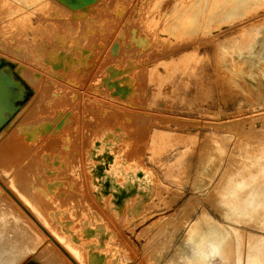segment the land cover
Returning <instances> with one entry per match:
<instances>
[{"label":"rangeland","instance_id":"rangeland-1","mask_svg":"<svg viewBox=\"0 0 264 264\" xmlns=\"http://www.w3.org/2000/svg\"><path fill=\"white\" fill-rule=\"evenodd\" d=\"M64 1L70 2V3L74 2L75 4H78V2L79 4H81V1L83 2V0L81 1L64 0ZM91 1H94V0H91ZM130 1H129V5H127L128 0H120V2L119 0H107L106 2L105 0H98V2L95 0L94 1L96 2L95 4L94 2L89 3V5L90 4L94 5V7L90 6L91 8L90 10H94V11L90 12L89 10V14L91 16L95 15V17L92 16L93 20L94 19L102 20L103 18H105L106 21L108 19L107 23H109L110 21L111 23H116L117 25L115 24V26H118L115 30H112L115 27L111 29L109 27L110 25H106L107 26L106 28H109L111 33L109 31H106V33L109 36L108 38L105 37L106 40L103 42V45L107 44L106 46L104 45L105 47L104 50L108 52L109 58L113 59V56H111V53H110V49H111L110 47H112V42L114 41L113 45L118 43L117 49L119 53L122 50L121 48H123L122 51H124L125 49L124 52L126 53L123 57L124 58L126 57V60L131 59L130 60L131 62L129 63L128 67H126L127 69L125 67L124 69L118 63H116V61L115 62L112 61V63L108 62L105 65L106 67L107 65H109L108 67L110 69H108L107 67L106 69L108 70H106L105 67H103V71L108 72L109 70L112 69V67L114 68L115 66V69L118 68L117 70L119 69L121 70L123 68L124 70L122 69L121 71L123 72L128 71L129 74H130V71L133 74L136 73V75L140 73L138 74L139 76L137 75L138 77L136 76L138 80L134 78L133 79L134 81H132L130 85L132 88L135 86L137 87V88L136 87L133 88V90L134 89L138 90L136 91V94L138 96L136 94L133 95L134 93H132V91L131 93H129L131 88L130 89L128 88V92H127L128 94L125 93L124 90L126 87L124 88L125 85L123 86L125 82L123 84L121 83L118 86V89L122 88L124 92L120 94H124L122 95V97L126 95L125 96L126 99L125 98L119 99L117 96H120V94L117 95L118 93L116 94L117 96L113 94V92L117 88H113V87H112L113 89L108 88L109 90L107 91H110V93L107 91H104V94L107 93L105 102L108 103L107 105L109 108L111 107L110 109L109 108H106V109L107 111L112 110L111 112L110 111L107 112L105 109L106 115L104 116L105 117L107 115L109 116L108 123L111 126L114 125V123L115 124L122 123L124 121L123 117L125 116L127 117L129 113L131 114V112H132L131 114L132 116H137V117L138 115L141 116V117L139 116V118L136 120L135 126H131L130 124L131 121H127L126 123L127 126L129 125L131 126L130 128L131 130H129L130 131L129 136H130V140L132 141V146H130V150L128 152L127 158L129 160L136 159L143 166L145 165V167L152 170L157 177L156 178L157 187L155 188L153 198L148 204H146L144 208V212L147 214V216L145 217L143 221H140L139 223L135 224L131 228L124 229L125 225L122 223L121 220L116 221L111 214H109L108 212H102L98 208V206L94 203L89 193V190L87 189L88 187L87 181H89V178H87L85 181L84 180L85 178H83L81 175L80 177L75 176L74 178H70L68 177V175H66L65 176L66 178L64 179L62 178L64 184H66L68 188H66L65 186V189L61 191V193H63L64 196L60 199H62V202L66 204V207L69 206L70 204L74 205L77 213H79L80 211H84L87 205L93 209L98 208L97 210L100 214L102 213L101 216L103 220L107 223V226L111 228L112 230H114L115 234L117 235V238L112 239L114 242L113 247L119 249V252L116 258L117 259H121L122 257L127 258L126 261H123L118 264H189V263L190 264H233L234 260L231 259L233 258V255L228 254V253L224 254V252H221L220 249L218 248L216 249L214 253L211 252L212 250L211 251L208 250L209 249L208 244H210V242L203 240V239L206 235L205 232L210 227V225L212 226L217 225L218 227L217 232H219V236L221 235V233H225L226 235L231 234L232 236L236 235V232L231 230L232 228L226 227V226L220 227L218 226V224L219 225L220 224L222 225L232 224L234 227H237L238 229L247 233L248 235L257 234V235L264 236L263 226L256 227L252 225L250 226V225L236 224L234 222H230L229 219L226 217H228L229 215L232 216V214L230 213L228 214L229 209H228V206L225 204V198H224L226 196V198L232 199L233 201H235L238 198L240 199V195L241 197H245L248 195V193H251L253 191V189L250 188V186L249 187L247 186L248 182H250V179L252 177H241L238 174L239 167L242 166L241 164L246 165V167L247 166L250 167L252 165V167L250 168V172L251 170H254L257 175L258 173L259 174L261 173L262 175L260 174V177L264 178V175H263L264 174V120L263 118L264 117L262 116L264 115V63H263L264 62V10H263L264 0L263 1L262 0H253V1L252 0H213V1L211 0H190V2H187L189 0L187 1H184V0H176V1L175 0H153V1L152 0L150 1L149 0H139L141 2H139L138 0H134V1L130 0ZM207 1L209 2L207 3ZM21 2L23 1L22 0L21 1L20 0H0V62L3 63V67L0 69V75H2V77L9 79L13 83H15V85H17V82L14 80L12 76V71L10 67L8 66V63H12L14 65L16 64L17 72L15 73L17 77L20 80H22L25 86H27L31 90L32 93L30 94V96L26 95L24 100L20 103L19 111L16 114L19 117V119L18 117H16L12 120L13 123H11L9 126L10 129L8 130V135L4 134V136L2 137V140L7 138L12 132V130H14V128L18 127L19 125H22L20 128L22 129L23 132H25L26 130L23 128V124L25 122L32 124V121L36 120L35 116L33 115L35 114L33 113V110L28 111L30 110L29 108H31L32 105H30L28 110L25 111V114L22 113L21 115V112L22 110H24L26 105H28L29 103L32 104L35 101V97H37V94L41 93L39 92L41 90V89L39 90V88L41 87L37 88L32 85V79H31L32 75L36 72L35 73L37 75L36 81L38 79L39 80L38 82H41L42 78L45 77L44 80H46L48 76L51 77V75L47 74L49 72L50 74H52V72L55 73L53 75L55 76V78L56 77L58 78V76H60L62 73V72L58 73L57 71V70L60 71L59 65H62V67H64V68H61V70L65 72L64 70L65 66H63L64 64H61V63H64V62L71 63L70 67L72 68L77 65L74 62H72V61H75V59L73 60L72 55H71L72 56L71 62L65 61L66 59H63L66 55H69L68 54L69 52L72 53V49H70L71 46L70 48L69 47L64 48L62 46L64 49L61 47L55 50L57 55L58 53H60V55H62L63 57L58 55L59 57H61V60H59V63H58L59 69L58 67H56V69L54 68L52 69V67L50 66L52 70L49 67L44 68V66L39 65L42 69L43 68L45 69V70L44 69L40 70V67L38 65L30 64V61H28L29 59L26 60L25 57H23L24 55L21 53V51L16 49L20 52L19 53L16 50H13L15 49V46L14 47L12 46L13 41H11L10 38H13L14 36L13 35L10 36V31L6 24V20L14 15L16 8ZM39 2L40 1H35V4L38 5L35 7L36 9L40 8L41 4H39ZM149 2H151V4ZM200 3H201V6L199 5ZM186 4L188 5L187 8L185 7ZM21 5L23 4L21 3ZM145 5H147L148 7ZM167 5H169V7L170 6L176 7V9L182 8L183 6L186 8V9L184 8L186 10V17L184 16L185 17L184 27H185V31L187 35L186 38L188 37V39L182 40L183 39L182 37L173 36V35L167 37L165 36L164 32H161L160 29L162 28L159 23L162 20V18L165 17V18L170 19V17L173 16V12L172 13L164 12L165 7ZM256 5H260V6H258V8L256 9L257 7ZM97 7H100V8H97ZM140 7L142 8V10ZM207 7L208 9L205 11V8ZM124 8H125V11H124ZM157 8L160 10H158ZM135 9L137 10L134 11ZM210 9H212L213 11ZM245 9H248V10H245ZM129 10H131L132 12ZM153 10L155 11L157 10L156 11L157 13L155 11L153 12ZM99 11H102L103 13L102 12L100 13ZM141 11H142V14L143 12L144 14L145 13H148V14H145L143 17V15L141 14ZM198 11H200L201 13ZM138 12L139 14H137ZM150 13L151 15L154 14V17L151 18ZM126 14L128 16H126ZM202 14L204 15V17ZM148 15L149 17H147ZM191 15L193 19L190 17ZM138 16L141 17V19ZM196 16L198 17L197 20L199 21L196 20L197 18ZM132 17H135L137 21L138 19L139 21H142L141 24L140 22L135 21V18H132ZM129 18L131 19L129 20ZM155 18L156 20H154ZM202 18L206 22L203 21ZM191 20L192 21L194 20V21L192 22ZM234 20H237V21H234ZM131 21L132 22L135 21V22L132 23ZM202 21L203 23H201ZM143 23L145 24L144 26L142 25ZM199 23L200 25H198ZM133 24L135 25V27H132L134 26ZM139 25L144 27L143 29L145 30H143L142 27ZM150 25H153V26H150ZM202 25L204 26V29ZM150 27L153 31L152 30L150 31ZM231 27H234V28H231ZM139 29L141 31H139ZM113 31H114V34H113ZM115 32L116 33L118 32L117 35L119 38L116 36ZM126 32H128L127 35H125ZM140 32H142L143 35H140L139 34ZM148 32L150 33L148 34ZM151 33H153V35L150 36ZM197 33H199V35ZM114 35L116 37H114ZM121 35L122 36L124 35L125 37L124 36L122 37ZM133 35L134 37H132ZM126 36L127 37L129 36L128 39ZM139 37H142L143 39ZM147 38H149V40ZM145 39L148 40L149 43L148 41L146 43ZM156 40L162 43L157 41L159 45L158 46ZM120 41L121 43L123 42V45H120ZM127 41L129 44L127 43ZM191 41L195 43L193 44V42L191 43ZM130 44L132 45L130 46ZM145 44L146 45L149 44L147 46V51L145 50L146 48ZM181 44L186 45V46L188 45L187 46L188 51H192L188 56L189 61L191 60L190 63L192 62V59H193V53H197V51H194V45L200 44V46H202V47H199L198 51H202V52L204 51V53L207 55V62H205V64L201 67V69H204L205 71H207V73L209 74V77L211 76V79L214 78L212 80V85H211V88H212L211 94H209L205 98L201 97L199 99L192 100L194 97L191 95L192 92L188 90V92L185 93L186 96L184 98L181 96L179 99L186 100L185 101L186 103L191 102L193 105L191 107H187L186 104L184 103H181V105L178 103L169 104V98L165 94H160L158 98H156L152 102H149V105H148L146 102V98L143 96V92L147 90L146 88H150L149 84H147L143 79L145 67H147L148 65L154 64L155 63L154 60L158 61V59H162L170 55H177V54L180 55L179 50L182 46ZM140 45L142 46L140 47ZM149 46L150 48L152 47V49L148 48ZM156 46L157 48H155ZM134 48H136L135 51H133ZM140 48H141L140 52L141 51L144 52L145 55L141 54L142 52L141 53L139 52ZM69 49L71 51H69ZM166 49L168 50L166 51ZM62 51H64V53H62ZM65 51L67 53H65ZM75 51H78V49ZM55 52H54V55L50 53H48V55L56 56ZM48 55L46 56L48 57ZM127 55L130 57V59ZM153 56L155 59L153 58ZM2 57L4 59H2ZM138 57L140 61L138 60ZM150 58L152 59L151 61L149 60ZM144 59H146L147 61ZM211 59H213V61ZM133 61L135 63H138L139 61V64L134 65L132 64ZM95 62L97 63L99 62V59L97 58V56L94 60V63ZM73 63L75 65H73ZM27 64L28 66H26ZM116 65L119 66L120 68L116 67ZM134 66H137V67L134 68ZM31 67L32 69H30ZM47 68H49L50 71H47L46 70ZM72 68L69 69V65L67 67V69L71 72L73 71ZM34 69H36V71ZM135 69L137 72L135 71ZM201 69L196 71L197 74L198 72L201 71ZM53 70H55V72ZM215 70L217 71V73L215 72ZM44 71H46V73H44ZM21 73L24 76L20 75ZM128 73L127 72L125 73L126 76ZM132 73L130 75L128 74V76L131 77L133 75ZM216 74L219 77L218 76L216 77ZM221 74H224L222 75L224 78L221 76ZM225 74L226 75L229 74V75L225 76ZM65 77H64V74L63 76L61 75L62 80ZM89 77L90 76H87L86 82H87V79L89 80ZM121 77L122 76H120V78ZM132 77H134V75ZM220 77L223 79H221ZM55 78L52 77V79H54L52 81L54 83H59L58 82L59 80ZM139 78H141V80H139ZM195 78L197 77H193L191 80H189L190 81L189 83L193 84ZM70 79H71L70 77H66V79H64V82L66 83L63 82V84H60V83L59 84L64 87H69V88H71L74 85L77 86L75 82L76 81L75 78L72 80ZM221 80H225V81L223 82ZM67 81H69V84L71 83V81L72 82L74 81L73 85H71L72 83L69 85ZM217 81L219 82L221 81L223 82V84L224 83L226 84L223 85L220 82V85H219V82ZM84 82L85 81H83V85H82L83 89L81 91H84L86 89L84 88V85H85ZM42 84L44 85L45 83H42ZM221 84L224 86L223 88H225L226 91L223 90V88L220 89L219 86H221ZM230 84L232 85V87H230L231 86ZM50 86L51 88L53 87V85H48V88H50ZM97 89L98 88H95L96 90V91L94 90L95 93L97 92ZM110 89H112L113 91ZM215 89H216V92H215ZM218 90H223V91L218 92ZM97 93L96 95L94 94L95 96L92 94L93 98L96 97L97 99H101L100 95ZM129 94L130 96L132 95L134 97L131 96L132 98L129 99L128 97ZM113 95L116 97H113ZM214 96L215 98L213 99ZM111 97L114 98L113 100L116 99L115 102L114 101L111 102L108 100ZM117 98L119 99L120 102L118 101ZM136 98L137 100H135ZM17 99L18 97L12 100V104H14ZM127 99H129L128 100L129 102L126 101ZM200 99H202L204 103ZM46 101L51 102L49 99H47ZM116 101H118L119 103H116ZM135 101L137 102V106L135 105ZM131 102H134V103H131ZM160 102L164 103L162 109L159 108V110L154 112L153 115L150 112L146 111V110H149L153 112L152 111L154 109L153 106H159ZM125 103L126 105L131 104L134 107L132 106L131 108H127ZM109 104H112V105L109 106ZM144 108L146 110H144ZM199 108L206 109V110L205 112H198ZM30 112H32L33 114L31 113L30 115H28ZM107 113H109L110 115ZM115 113L119 115H116ZM25 115L26 116L28 115L27 117H29V121H27L28 119L27 120L25 119L26 118ZM145 115L147 116V118ZM22 116L24 117L26 121L23 119ZM62 116L63 117H61L60 119H63L65 117V114ZM115 116H116V119H119L120 117L122 119L121 120L119 119L118 121H116ZM75 119L76 118L73 119L72 117L74 124L77 122V119L76 121ZM112 122L113 124H111ZM252 123H253V126L250 125ZM261 123L262 125L260 126ZM143 124L145 126H142ZM239 124L240 126L242 124L244 125L240 127ZM251 127H252V131H251ZM133 128L137 129V131L139 132L135 131V129ZM90 129L93 131L92 132L91 130H89L91 133L97 132V129L95 128V124H93V127ZM142 129L144 131H142ZM131 135L133 138L131 137ZM141 135H143L144 138H141ZM87 137L88 136L82 137V135L80 134V137L77 138L78 141L76 140V142L78 143L80 142V144H82L81 142L85 141ZM136 138H139V139L137 140ZM139 140L140 142H136ZM30 141L31 140L25 142L26 143L25 146H27L25 147V149L26 148L29 149L31 147L34 148L32 149L33 151H32L30 158L27 159V161L29 159L30 160L32 159L31 163H33V161H35L38 155V154L36 155L37 151L39 154H41L42 151L40 153L41 149L37 147V150H36L35 148V146H38V141L35 142L37 144L31 143L32 146L29 145L30 146L29 147L28 143L30 144ZM32 141H33V138H32ZM134 141L135 143H138V144H135ZM23 148L20 149V151L24 150ZM180 152L181 154H179ZM32 155L35 159L32 158ZM182 155H183V158H182ZM78 156H79V153L76 154V158H74L73 160L74 161L73 163H77V165L79 162ZM231 160L233 164L231 163ZM228 163H230L232 167L230 164H229L230 166L229 167ZM214 165L215 166L218 165V166H217V169L213 172L211 179H208L210 177L207 178L206 175H202L203 169L205 168L213 169L215 167ZM73 166L75 167L76 165H73ZM78 168L79 166L75 167L74 168L75 171ZM81 168H83V166L80 167V169ZM162 169L164 170L161 171ZM65 170L68 171V169H65ZM28 171H30L29 168H28ZM227 171L229 173H226ZM223 174L225 177L223 176ZM260 177L258 178L257 176L255 177V179L252 178L254 180L253 182L258 183V184L256 183V185H260L261 183L264 182V179ZM221 178L223 179V181ZM200 179L204 180L205 185H204V188L197 189L196 184ZM41 181L45 182V178H26V180L24 181L25 186L23 188H20L19 190L17 188V191H18V197H17L14 193L10 191L9 185H8L10 183L7 182L6 179L2 178L0 175V200L3 201V203L8 206V209H11L10 214H11L12 220H16L17 222H19V225L21 226L23 225L24 227H27L30 225L29 220L31 219L37 227L35 228L36 232L38 229L40 233L45 235L47 240H49L50 243H52L58 248L60 253L63 255L65 259H67V261L70 264H77L70 258L68 254H66V252H64V250L55 242V240L52 239L48 231L35 220V219L37 220L46 219L47 212L51 211L49 210L50 203L48 201L46 203L45 198L41 200L43 196L38 191L33 190L34 187H39V188L41 187ZM215 184L217 186L220 185V187L219 186L217 187ZM179 189H183V190H179ZM82 196H83L84 201L82 200ZM8 201L12 204L11 207L7 204ZM18 207L21 208L23 213ZM151 212H153V214L150 215ZM242 220L243 221L246 220L248 223L250 222L247 220V218L242 219ZM35 236L40 237V234L37 232L35 233ZM50 243H48L45 247L50 246L51 245ZM172 244H173V247H172ZM178 245L180 246L172 252V249L177 247ZM255 252H258V251H255ZM257 254L258 253H254L253 255H251L252 256L251 262L253 263L256 262ZM228 255H230L229 256L230 259L228 258ZM224 259L227 261H225ZM22 264H37V263L34 260V256H29Z\"/></svg>","mask_w":264,"mask_h":264},{"label":"bare ground","instance_id":"bare-ground-1","mask_svg":"<svg viewBox=\"0 0 264 264\" xmlns=\"http://www.w3.org/2000/svg\"><path fill=\"white\" fill-rule=\"evenodd\" d=\"M22 1L23 2H21V3L23 5H21V3H20L18 5V7L16 8V11L14 12V15L6 20V24L8 26L9 31H10V36H12V35L14 36L13 38H10L14 44V45L12 44V46L13 47L15 46V49H13V50L18 49L19 51H21V53L24 55L23 57H25L26 60L29 59L28 61H30V64H35L38 66L39 65L44 66V68L49 67L51 69V67H52V69L53 68L56 69V67H58V65H59L58 64L59 60H61V57H63V56L60 55V53H58V55L61 56V57H59L56 54L55 50H57V48H61L62 46L64 48L65 47L70 48V46H71L70 49H72V53L69 52V51H71L69 49V51H68L69 55L64 54L66 56L63 59H66L65 61L71 62L72 58H73V60L75 59L76 62L75 61H72V62H74L77 65L72 68V67H70L71 63H65V62L61 63L60 62L61 64H64L63 66H65V69H64L65 72H63V70H61V68H64V67H62V65H59L60 71L59 70H57V71H58V73L62 72L61 75L63 76V74H64V77H65V75H66V77H70L71 78L70 80L75 78L76 81L75 80L74 81L76 82L77 86L74 85L72 87L70 86L71 88H69V87H64V86L60 85V84H63L64 79H66V77H65L62 80L63 77L61 78V75L58 76V78L56 77L59 80V81L58 80L57 81L60 84L54 83L52 81V80H54V79H52V77L55 78V76L53 75L55 73H53V72H52V74H50V72L47 73V74L51 75V77H49V76H48V78L46 77L47 78L46 80H44V78H45L44 77V78H42L41 82H38L39 81L38 79L36 81L37 75L35 74L36 73L35 72L31 78L32 79V85L34 87H37V88L41 87V88H39V90L41 89L39 91L41 93L37 94V97H35V101L32 104L29 103L28 105H26L24 110H22L21 115H22V113L25 114V111L28 110L30 105H32L31 106L32 109L29 108L30 110H28V111L33 110V113H35L36 115L33 114L32 112H30L28 115H30L32 113L35 116L36 120L32 121V124L23 122L24 124L23 123L22 124H23V128L26 130L25 132H23L22 129L20 128L22 125H19L18 127H15L14 130H12V132L10 133V135L7 138H5L6 140L5 139L2 140V137L4 136V134L8 135V130L10 129L9 126L11 123H13L12 120L14 118L18 117L16 114L19 111L20 103L24 100L26 95L30 96V94L32 93L31 90L27 86H25V84L22 82V80H20L17 77V75L15 73V72H17L16 71V64L14 65L12 63H8V66L10 67V69L12 71V76H13L14 80L17 82L18 86L15 85V83L10 81L9 79L2 77V75H0V175L2 178L6 179L7 182L10 183V184H8L9 189L17 197H18L17 188L19 190L20 188H23L25 186L24 181L26 180V178H45V182L41 181V187L40 188L34 187L33 190L38 191L43 196L41 198V200H43L45 198L46 203H47V201L50 203L49 210H51V211L47 212L46 219H44V220L43 219L42 220L41 219H39V220L35 219V220H36V222H38L40 225H42L48 231V233L50 234L52 239L55 240V242L64 250V252H66V254H68L70 256V258L74 262H76L77 264H118V263H121L123 261H126L127 258H125V257L124 258L122 257L121 259L116 258L118 255L119 249L113 247L114 242L112 239L117 238V235L115 234L114 230H112L111 228H109L107 226V223L103 220V218L101 216L102 213L100 214L97 209L99 208L102 212H108L109 214H111L114 217V219L116 221L121 220L122 223L125 225L124 229L131 228L132 226L139 223L140 221H143L145 219V217L147 216V214L144 212V208H145L146 204H148L153 198L155 188L157 187V185H156V180H157L156 178L157 177L152 170L145 167V165L143 166L136 159H130L129 160L127 158L128 152L130 150V146H132V141L130 140V136H129V134H130L129 130H131L130 129L131 126H135V122L139 118L140 115H138V117L132 116L131 115L132 112H131V114L129 113L127 117L126 116L123 117L124 121L123 122L121 121L122 123H120V124L114 123V125H112V126L109 125V123H108L109 122V118H108L109 116L108 115L106 117L104 116V115H106L105 114V112L107 111L106 108H109L107 105L108 103L105 102L107 93L105 92L106 94H104V91H107V90H109L108 88H112V87L117 88L116 90L114 89L115 91L113 92V94L116 95L118 93L117 95H119L120 93H123L124 91H125V93H127L128 88L129 89L131 88L129 93H131V91H132V93H134L133 95H135L136 91H138V90H136V89L133 90V88H135L136 86L132 88L130 85H131L132 81H134L133 80L134 78L138 80L137 77L139 76L138 74H140V73H138L137 74L138 76H137L136 73L133 74L130 71V74L132 73L134 75V77H132L133 75L130 77V76H128V74H129L128 71H126L128 73L127 76L125 74L126 72L121 71L124 67L125 68L128 67L129 63L131 62L130 61L131 59L128 55L127 56L129 57L130 60H126V57L125 58L123 57L126 54L124 52L125 49H124V51H122L123 48H121L122 50L120 49L121 51L119 53V51L117 49L118 43L113 45L114 41L113 40H112L113 42L111 41L112 47H110L111 49L110 48L109 49H110L111 56H113V59H110L108 56V52L104 50L105 44L103 45V42L106 40L105 37L108 38V36H109L106 33V31L110 32L109 28H106L107 27L106 25H110L109 27L111 29L115 27L112 30H115L118 26H115L116 23H111L110 21H109L110 24L107 23L108 19L106 21L105 18H103L102 20H98V19L93 20V18H92L93 15L91 16L89 14V10L91 9L90 6L94 7V5H91V4L89 5V3H91V2L93 3L95 0L94 1L83 0V2L81 0H79V1H81V4H79V2H78L79 5L75 4L74 2L73 3L65 2L64 0H22ZM35 1H40L39 2V4H41L40 8H38V9L35 8L36 6H38L35 4ZM96 1L98 2V0H96ZM106 1L107 0H105V2ZM129 1L130 0H128L127 5H129ZM184 1H187V0H184ZM211 1H213V0H211ZM119 2H120V0H119ZM139 2H141V1H139ZM187 2H190V0ZM208 2L209 1H207V3ZM95 3L96 2H94V4ZM142 3H143V1H142ZM149 3L151 4V2H149ZM186 5H185V7L187 8L188 5L187 6ZM199 5L201 6V3ZM260 5H256L257 6L256 9ZM96 6H98V5H96ZM145 6H147V5H145ZM248 6H250V5H248ZM181 7H182V5H181ZM185 7L183 6L182 7L183 9L182 8L176 9V7H172V6L169 7V5H167L165 7V10L163 9L164 12H170V13L173 12V16H171L170 19L164 17V18H162V20L159 23L161 28H162L160 30H161V32L165 33V36L169 37V36L173 35V36L182 37L183 38L182 40L188 39V37L186 38L187 35H186L185 27H184V25H185L184 19L186 17V10H185L186 8ZM221 7H222V5H221ZM97 8H100V7H97ZM207 9H208V7L205 8V11ZM136 10L137 9H135L134 11H136ZM141 10H142V8H141ZM158 10H160V9H158ZM210 10H212V9H210ZM245 10H248V9H245ZM92 11H94V10H90V12H92ZM124 11H125V8H124ZM129 11H131V10H129ZM154 11L155 10H153V12ZM99 12L101 13L102 11H99ZM126 12H127V10H126ZM139 12L137 14H139ZM147 12H148V10H147ZM198 12H200V11H198ZM204 13H206V12H204ZM95 14H97V13H95ZM141 14H142V11H141ZM145 14H148V13H145ZM145 14L143 12V14H142L143 17ZM194 14H195V12H194ZM131 15H133V14H131ZM150 15H151V13H150ZM192 15L190 17L193 19ZM126 16H128V15L126 14ZM159 16H161V15H159ZM93 17H95V15ZM135 17H132V18H135ZM147 17H149V15ZM152 17H154V14L151 15V18ZM203 17H204V15H203ZM136 18H135V21H137ZM139 18L141 19V17H139ZM127 19H126V21H127ZM130 19L131 18H129V20ZM197 19H198V17L196 18V20ZM154 20H156V18ZM202 20L205 21L203 18H202ZM135 21H133V22H135ZM143 21H144V19H143ZM157 21H158V19H157ZM197 21H199V20H197ZM203 21L201 23H203ZM234 21H237V20H234ZM129 22H127V23H129ZM137 22H140V24H141L142 21H139V19H138ZM147 22H148V20H147ZM132 23H131V25H132ZM136 23H134V24H136ZM194 23H193V25H194ZM142 25L144 26L145 24L143 23ZM153 25H150V26H153ZM198 25H200V23ZM139 26H141V25H139ZM146 26H148V25H146ZM209 26H211V25H209ZM132 27H135V25ZM234 27H231V28H234ZM136 28H137V26H136ZM143 28L144 27H142V29ZM196 28H198V27H196ZM126 29H127V27H126ZM140 29H139V31H141ZM146 29H147V27H146ZM203 29H204V26H203ZM143 30H145V29H143ZM151 30L152 29L150 27V31ZM117 31H119V30H117ZM147 31H148V29H147ZM199 31H200V29H199ZM142 32H140L139 34L143 35ZM149 33L150 32H148V34ZM113 34H114V31H113ZM115 34L118 37V35H117L118 32L117 33L115 32ZM127 34H128V32H126L125 35H127ZM197 34L199 35V33H197ZM151 35H153V33H151L150 36ZM116 36L114 35V37H116ZM150 36H149V38H150ZM128 37H127V39H128ZM132 37H134V35ZM142 37H144V36H142ZM142 37H139V38H142ZM149 38H147V39L149 40ZM148 40H146V43ZM180 40H181V38H180ZM157 41L158 40H156V42ZM158 42H160V41H158ZM158 42H157V45H158ZM192 42L193 41H191V43ZM115 43H116V41H115ZM127 43H128V41H127ZM148 43H149V41H148ZM152 43H153V41H152ZM160 43H162V42H160ZM194 43L195 42H193V44ZM193 44H191V45H193ZM120 45H123V42L121 43V41H120ZM131 45L132 44H130V46ZM148 45L145 44V46H146L145 50L146 51H147ZM141 46L142 45H140V47ZM187 46L182 45L181 48L179 47L180 48V50H179L180 55H178V54L177 55H170V53H169L170 56L165 57L166 56L165 55L164 56L165 58H162V59L156 58V59H158V61L157 60L155 61L154 60L155 58L153 56V58H154L153 60L155 63L148 65L147 67H145V69L143 68L145 71L143 74V79L150 86V88H146L147 90H145L143 92V96L146 98V102L148 105H149V102H152L153 100L158 98L160 96V94H165L169 98V104L178 103L181 105V103H184V104H186L187 107H191V106H193L191 102L186 103L185 102L186 100L179 99L181 96L184 98L186 96L185 93L188 92V90H190L192 92L191 95L194 97L192 100H194V99L196 100V99H199L201 97L205 98L209 94H211V89H212L211 85H212V80L214 78L211 79V76L209 77V74L207 73V71H205L204 69H201V67L205 64V62H207V55L204 53V51L203 52L198 51L199 47H202V46H200V44L194 45V51H197V53H193V59H192V62L190 63L191 60L189 61L188 56L192 51H188ZM143 47H144V45H143ZM176 47H178V46H176ZM75 48H77L78 51H75V50H77ZM148 48H150V46ZM155 48H157V46ZM135 49L136 48H134V50L133 49L132 50L135 51ZM150 49H152V47ZM153 49H154V47H153ZM18 50H16V51L19 52ZM140 50H141V48L139 49V52H140ZM167 50L168 49H166V51ZM160 51H161V49H160ZM54 52H55V55L57 57L52 56V55H48V53L54 55ZM62 53H64V51H62ZM65 53H67V52L65 51ZM141 54L145 55L144 52H142ZM160 54H162V53H160ZM46 55H48V57ZM96 56L99 59L98 63L97 62L94 63ZM2 59H4V58L2 57ZM132 60H134V59H132ZM136 60H137V58H136ZM138 60H139V57H138ZM144 60H146V59H144ZM149 60L151 61L152 59L150 58ZM211 60L213 61V59H211ZM112 61L113 62L116 61V63H118L123 68L121 67L122 68L121 70L120 69L117 70L118 68L115 69V66H114V68L112 67V69L109 70L108 72L103 71V67H105V69H106L109 66V65H107V67H106L105 66L106 63H108V62L112 63ZM139 61H138V63H135L133 61L132 64H134V65L139 64ZM74 63H73V65H75ZM68 65H69V69L70 68L73 69L72 72L67 69ZM73 65H71V66H73ZM26 66H28V64ZM131 66H133V65H131ZM2 67H3V63L0 62V69ZM116 67H119V66L116 65ZM135 67H137V66H134V68ZM49 68H47L46 70L50 71ZM26 69H28V68H26ZM30 69H32V67ZM41 69L42 68L40 67V70ZM58 69H59V67H58ZM94 69H96V70H94ZM108 69H110V68L108 67ZM108 69H106V70H108ZM199 69H201V71L198 72V74H197L196 71ZM34 70L36 71V69H34ZM53 71L55 72V70H53ZM57 71H56V73H57ZM135 71H136V69H135ZM215 72L217 73L216 70H215ZM44 73H46V71H44ZM20 75H23V74L21 73ZM222 75H224V74H221V76ZM228 75L225 74V76H228ZM87 76H90V77H89V80L87 79V82H86ZM120 76H122L123 78L122 77L120 78ZM217 76L218 75L216 74V77ZM193 77H197V78H195L193 84H191V83H189L190 82L189 80H191ZM141 78H142V76H141ZM141 78H139V80H141ZM223 78H221V79H223ZM137 80H136V82H137ZM225 80H226V78H225ZM225 80H221V81L224 82ZM83 81H85L84 82L85 83L84 88H86V89L84 91H81L83 89V86H82ZM67 82L69 84V81H67ZM73 82L71 81L72 84L71 83L70 84L73 85ZM217 82H219V81H217ZM220 82H219V85H220ZM223 82H221V83L223 84ZM42 83H45V84L43 85ZM49 83H51V84H49ZM64 83H66V82H64ZM121 83L122 84L124 83L123 84V86L125 85L124 88L126 87L124 91L122 90V88L118 89V86ZM128 83H130V84H128ZM190 84H191V86H190ZM222 84H221V86H219L220 89H222L224 87L223 85L226 83H224L223 85ZM48 85H53L52 88L50 86L51 90H50V88H48ZM128 85H129V87H128ZM217 86H218V84H217ZM230 87H232V85ZM95 88L99 89V91L97 89V92H99V93H97V92L96 93L100 95L101 99H97L96 97L93 98L92 94L96 95V93L94 92ZM112 89H110V90H112ZM223 90H225V88H223ZM223 90H218V92L223 91ZM107 92L110 93V91H107ZM215 92H216V89H215ZM114 95H113V97L117 96V95L116 96H114ZM122 95H124V94H120L121 97L120 96H117V97L119 99L120 98L124 99L126 95L124 97H122ZM131 96L129 94V96H128L129 99L134 97V96H132V97ZM16 97H18V99L16 100V102L14 104H12V100H14ZM113 97L110 98L112 100H110V99H108V100L111 102L112 101L115 102L116 99L113 100L114 99ZM137 98L135 100H137ZM214 98H215V96L213 97V99ZM47 99H49L51 102L46 101ZM119 99H118V101H119ZM129 99H127L126 101H128ZM200 100H202V99H200ZM118 101H116V103L120 102V101L119 102ZM202 102H203V100H202ZM131 103H134V102H131ZM111 105L112 104H109V106H111ZM115 105H117V104H115ZM125 105H126V103H125ZM135 105L137 106L136 101H135ZM163 105H164V103L160 102L159 106H153V108H154L152 110L153 112L146 110L145 108H144V110H146L147 112H150L153 115L154 112L159 110V108L162 109ZM132 106L133 105H131V104L126 105L127 108H131ZM166 106H167V104H166ZM105 109H106V111H105ZM205 110L206 109H200L199 108L198 112H205ZM109 111H107V112H109ZM243 111H245V110H243ZM114 112H115V110H114ZM122 112H124V111H122ZM124 113H126V112H124ZM64 114H65V117L63 119H60L61 117H63L62 115H64ZM107 114H109V113H107ZM116 115H119V114H116ZM27 116L25 115V117H26L25 119L26 120L28 119L27 121H29V117H27ZM262 116L264 117V115H262ZM72 117H73V119L74 118L77 119V122L75 124L73 123ZM146 118H147V116H146ZM260 118H262V117H260ZM18 119H19V117H18ZM23 119H24V117H23ZM76 119H75V121H76ZM115 119H116V116H115ZM119 119L121 120L122 118L120 117ZM119 119H116V121H118ZM263 120H264V118H263ZM127 121H131V123H130L131 126L128 124L130 127L126 125ZM240 122H242V121H240ZM152 123H153V121H152ZM93 124H95V128L97 129L96 133H91L89 131V130H91L90 128L93 127ZM111 124H113V122ZM243 125L244 124H242L241 126H243ZM250 125L253 126V123ZM261 125H262V123L260 124V126ZM142 126H145V125L143 124ZM142 126H140V127H142ZM217 126H216V128H217ZM239 126H240V124H239ZM137 128H139V127H137ZM96 129H94V130H96ZM133 129H135V128H133ZM135 131H137V129H135ZM142 131H144V130L142 129ZM251 131H252V127H251ZM137 132H139V131H137ZM135 133H134V135H135ZM80 134L82 135V137L88 136L85 141L81 142L82 144H80V142L79 143L76 142L77 138L80 137ZM132 135H131V137H132ZM136 136H138V135H136ZM32 138H33V141H32ZM141 138H144L143 135H141ZM13 139H14V141H13ZM136 139L138 140L139 138H136ZM29 140H31V141H30V144L28 143V146L31 145V143L34 144L36 141H38V146H35V148L37 150V147H39L41 149L40 153L42 151L41 154H39L38 151H37V153L35 152L36 155L38 154L36 159L32 155V158L35 159V161H33V163H31L32 159L31 160L29 159L28 160L29 162L27 161V159L30 158V156L32 154V151H33L32 149H34L32 147L29 149L28 148L25 149V147H27V146H25L26 145L25 142L29 141ZM136 142H140V140L136 141ZM134 143H135V141H134ZM35 144H37V143H35ZM135 144H138V143H135ZM75 145H77V146H75ZM195 145H196V143H195ZM22 148L24 150L20 151V149H22ZM196 149H197V147H196ZM195 150H194V152H195ZM77 153H79L78 165H77V163H73L74 162L73 160H74V158H76ZM179 154H181V152ZM182 158H183V155H182ZM180 159H181V157H180ZM26 161L28 164L26 163ZM193 163H195V162H193ZM231 163H232V160H231ZM236 163H238V162H236ZM229 164L230 163H228V166H229ZM73 165H76L75 167L79 166V168L75 171V169H74L75 167ZM241 165L242 166L239 167V170L237 169L238 174L241 177H252L254 179L257 176H258V178L260 177L261 173L260 174L258 173V175H257L254 170H251V172H250V168L252 167V165L250 167L249 166L246 167V165H243V164H241ZM24 166H26V167H24ZM82 166H83V168H81L82 169L81 170L80 167H82ZM217 166L218 165H216L215 166L216 168L214 167L213 169H209V168L203 169L202 175H206L207 178L210 177L208 179H211L213 172L217 169ZM231 167H232V165H231ZM28 168L30 171H28ZM65 169H68V171H66ZM163 170L164 169H162L161 171H163ZM28 172H30V173H28ZM226 173H229V172L227 171ZM27 175H29V176H27ZM66 175H68V177H70V178H74L75 176L80 177V175H81L83 178H85L84 179L85 181L87 178H89V181H87V183H88L87 189L89 190V193L92 197V200L98 206L97 209H93L87 205L86 209L84 211H80L79 213H77L74 205L70 204L69 206L66 207V204L62 202V199H60L64 196L63 193H61V191L64 190L65 186H66V184H64V182H63V179L66 178L65 177ZM47 176H49V177H47ZM223 176H224V174H223ZM189 178H190V176H189ZM252 178L250 179V182H248L247 186L248 187L250 186V188H252L253 191L251 193H248L247 196L241 197V195H240V199L237 197L238 199L235 201H233L232 199L226 198V196L224 197L225 198V204L228 206V209H229L228 214L229 213L232 214V216L229 215L226 218H228L230 222H234L236 224H245V225H250V226L252 225V226H256V227L257 226H261V227L263 226L264 227V182L261 183L260 185H256L257 182L256 183L253 182L254 180ZM260 178H262V177H260ZM262 179H264V178H262ZM190 181H191V179H190ZM222 181H223V179H222ZM222 181H220V182H222ZM204 185H205L204 180L200 179L196 184V188L202 189V188H204ZM218 186L220 187V185H218ZM66 188H68V187L66 186ZM217 189H219V188H217ZM179 190H183V189H179ZM79 191H80V189H79ZM216 192H214V193H216ZM83 194H84V192H83ZM83 196H82V200H83ZM4 201H5V199H4ZM7 204L10 207L12 206V204L9 201ZM18 208H20V207H18ZM147 208H146V210H147ZM20 210H21V208H20ZM10 211H11V209H8V206L5 205L3 203V201L0 200V264H22L29 256H34V260L36 261L37 264H70L67 261V259H65L63 257V255L60 253L58 248L55 245H53L52 243H50L49 240H47L46 236L43 235L42 233H40L38 229H37V232L40 234V237L35 236V233H37L35 228H37V227L31 219L29 220L30 225L27 226L28 228L24 227L23 225L21 226V225H19V222H17L16 220H12ZM153 212H151L150 215L153 214ZM22 213H23V211H22ZM122 218H123V220H122ZM245 218H247V220L250 222L248 223L246 220L245 221L242 220ZM218 226L230 227V228H232L231 229L232 231L236 232V235L232 236L230 233H229L230 235H226L225 233H221V235L219 236V232H217V230H218L217 225L216 226L210 225V227L208 228L209 230L208 229L206 230V232H205L206 235L203 239V240L210 242V244H208V246H209L208 250H210V251L212 250L211 252L214 253L216 251V249L218 248V249H220L221 252H224V254L228 253V254L233 255V258H231V259L234 260L235 264H246V263L247 264H264V236L257 235V234H249L248 235L247 233L241 231L237 227H234L232 224H227V225H222V224L219 225L218 224ZM48 243H50L51 245L45 247ZM179 246L180 245L173 248L172 252L176 248H178ZM172 247H173V244H172ZM255 251H258V252H255ZM172 252H171V254H172ZM254 253H258V254L256 256V258H257L256 262L253 263V262H251V257H252L251 255H253ZM171 254H170V256H171ZM229 256L230 255H228V258H229ZM225 261H227V260H225Z\"/></svg>","mask_w":264,"mask_h":264}]
</instances>
